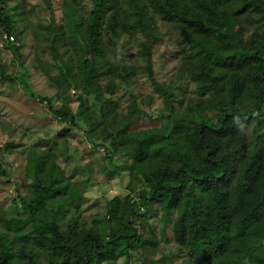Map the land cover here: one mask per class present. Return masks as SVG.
I'll return each mask as SVG.
<instances>
[{
  "label": "trees",
  "instance_id": "1",
  "mask_svg": "<svg viewBox=\"0 0 264 264\" xmlns=\"http://www.w3.org/2000/svg\"><path fill=\"white\" fill-rule=\"evenodd\" d=\"M71 1L94 57H103V42L117 46L123 39L120 55L125 60L131 52L127 38L140 37L138 57L146 81L172 111L174 94L156 81L153 70V58L164 57L166 41L151 28L149 12L171 25L174 43L193 66L186 74L198 100L189 112L167 116L160 131L128 136L126 126L110 134L111 145L129 152L147 187L128 204L122 219L118 198L105 205L99 221L103 232L82 219L83 198L66 196V182L53 168L45 179L34 181L28 197L13 200L12 212L0 210V264H104L117 257L128 264L133 252L147 253L158 243L170 250L152 264H177L180 258L192 264H235L236 243L245 250L248 231L256 234L251 258L264 260L256 253L264 243V0ZM128 18L133 19L130 26ZM0 28L18 59L7 0H0ZM46 31L56 42L67 38L52 12ZM81 68L97 99L101 84L107 92L120 93L131 75L123 66L108 78L112 74L89 60ZM3 70L0 79L8 81ZM211 108L215 113L208 118L203 111ZM50 111L77 126L70 111ZM36 150L30 155L34 174L50 155ZM5 174L0 160V177ZM138 201L144 210L136 208ZM151 211H158L156 226L145 219ZM146 229L155 230L154 236L143 235Z\"/></svg>",
  "mask_w": 264,
  "mask_h": 264
},
{
  "label": "rangeland",
  "instance_id": "2",
  "mask_svg": "<svg viewBox=\"0 0 264 264\" xmlns=\"http://www.w3.org/2000/svg\"><path fill=\"white\" fill-rule=\"evenodd\" d=\"M7 6L15 34L13 42L20 48L21 56L17 59L8 49L11 42L0 28V69H4L9 79H0V160L6 172L0 177V210L12 212L13 200L18 195L28 197L34 181L45 179L54 168L66 182V196L75 193L83 198L82 219L103 232L100 222L104 220L101 216L107 202L115 198L121 201L119 218L122 219L128 204L140 192L147 191L129 152L122 145L114 148L110 134L115 135L126 126L128 136L153 129L160 131L167 116L177 118L183 111L189 112L198 100L186 74L193 66L185 63L184 54L174 43L171 25L149 12L151 28L166 41L164 57L153 58V70L156 81L174 94L171 111L146 81L138 57L139 36L135 41L127 38L131 52L125 60L120 55L123 39L117 46L103 42L104 55L98 58L88 51L84 21L71 0H7ZM50 12L55 25L67 33L63 41L52 40L53 34L46 31ZM126 21L129 26L133 23L132 18ZM74 29L79 35L76 36ZM125 51L128 52L127 48ZM84 60L102 68L103 73L112 74L108 78L119 74L123 66L131 75L120 86V93L107 92L105 84H101L103 88L97 99L90 91L92 87L82 78ZM51 109L70 111L77 126L59 121ZM214 111L205 109L203 113L212 118ZM36 149L50 155L44 169L34 174L30 155ZM136 208L144 210L139 201ZM157 213L151 211L145 219L156 226ZM154 231L151 234L146 229L141 233L154 236ZM246 236L250 242L247 241L245 250L236 243L235 264H261L263 259L260 262L251 258V241L256 240V234L248 231ZM263 248L264 243L259 244L260 251L256 253L264 255ZM169 250L170 247L158 243L147 253L133 252L128 264H152L151 260L157 262L161 252ZM184 259L180 258L177 264H192ZM104 264H126V258L117 257Z\"/></svg>",
  "mask_w": 264,
  "mask_h": 264
}]
</instances>
